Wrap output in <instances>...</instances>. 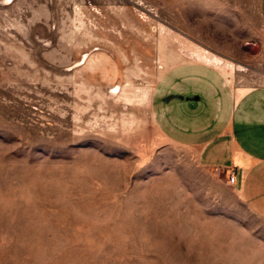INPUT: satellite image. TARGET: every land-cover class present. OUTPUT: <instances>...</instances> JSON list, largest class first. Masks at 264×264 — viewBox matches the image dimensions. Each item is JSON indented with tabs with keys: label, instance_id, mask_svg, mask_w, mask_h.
Here are the masks:
<instances>
[{
	"label": "rangeland",
	"instance_id": "rangeland-1",
	"mask_svg": "<svg viewBox=\"0 0 264 264\" xmlns=\"http://www.w3.org/2000/svg\"><path fill=\"white\" fill-rule=\"evenodd\" d=\"M210 85L264 86V0H0V264H264L184 140Z\"/></svg>",
	"mask_w": 264,
	"mask_h": 264
},
{
	"label": "crops",
	"instance_id": "crops-1",
	"mask_svg": "<svg viewBox=\"0 0 264 264\" xmlns=\"http://www.w3.org/2000/svg\"><path fill=\"white\" fill-rule=\"evenodd\" d=\"M209 87L208 93L190 88L194 95L184 94V140L199 148L205 166L234 168L232 186L264 213V86L232 92Z\"/></svg>",
	"mask_w": 264,
	"mask_h": 264
},
{
	"label": "built area",
	"instance_id": "built-area-1",
	"mask_svg": "<svg viewBox=\"0 0 264 264\" xmlns=\"http://www.w3.org/2000/svg\"><path fill=\"white\" fill-rule=\"evenodd\" d=\"M214 173L217 174L222 180L226 181V183L229 185H233L237 181V173L234 168H228L224 170L223 167L217 166L214 168Z\"/></svg>",
	"mask_w": 264,
	"mask_h": 264
}]
</instances>
